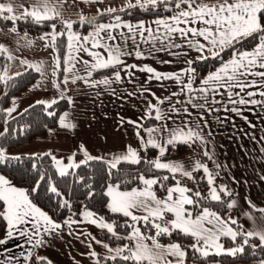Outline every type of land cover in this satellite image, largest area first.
Wrapping results in <instances>:
<instances>
[{"label":"crops","instance_id":"crops-1","mask_svg":"<svg viewBox=\"0 0 264 264\" xmlns=\"http://www.w3.org/2000/svg\"><path fill=\"white\" fill-rule=\"evenodd\" d=\"M0 2H4V0H0ZM134 2L135 0H133ZM14 3L27 7L31 5L32 0H14ZM168 7L171 8V4ZM108 8H116L117 11L125 10L127 9L126 0H66V3L63 4L60 10L61 15L56 18H66L65 21L76 22L73 23L71 32L84 37L92 33L96 25L101 24L95 21V17ZM178 11L179 9L170 13L135 20H121L120 22L122 24L130 22L136 25L138 22L144 21L145 27L150 28L152 34L159 37L163 35L165 29L163 26L156 25L155 21L157 19H168L172 15L177 14ZM16 14L20 15V9H17ZM81 16L94 19V23L90 24L85 31L80 30L82 27L81 23L80 26L77 25ZM169 22L172 23L171 21ZM194 26L199 28L202 25L196 24ZM158 27L160 29L159 32L156 31ZM180 27H185V25L181 24ZM12 29L13 27H0V44L8 49L4 54L13 57L10 63L16 64L15 62H17L18 65H24V61L30 59L33 63L27 61L28 64L43 62L47 72L51 69L53 71L55 68L57 83L60 85L58 87L59 91L69 102L67 109L60 115L57 124L49 128L45 135L38 136L27 143L13 147L17 154L31 153L23 152L24 149L34 151L32 153L50 152L52 157L54 156L61 160L63 165L66 166L69 163L79 164L80 161L86 159L83 151H81V146L93 157L102 158L101 160L107 162H110L114 155L118 156L125 153L128 146L137 150L138 154L140 149L155 148L159 156L157 160L164 163H180L186 170L192 172V175L196 172H202L206 178L207 174L203 169L193 171L195 163L199 161L201 164L207 166L208 171L214 178L215 185H218L219 191L221 186H226L227 192L231 193V195H227L221 192V196H228V203L235 200V206L230 208L231 220H235L237 224H245L247 232L264 229V212L261 211V209H264V107L260 105L229 104L226 93L221 89L215 95L209 90L206 93L208 97L207 105L201 109L192 106L193 104L205 103L200 98L201 93L199 91L189 92L185 87L184 92H181V88L190 81L193 89L198 90L202 87H209L203 84V80L209 74L221 68L222 63L214 70L206 73L198 82H195V72L193 76L181 72L182 69L190 66L188 61L193 62L200 59L201 53L195 47H189L185 40L175 35L174 42L182 44L183 47L161 51L159 49L162 48V45L159 40L145 44L137 36L135 41L129 39L126 43H121V48L125 53H134L137 50L136 45H139V50L143 53V56L137 57L134 54L122 55L120 59L124 64H135L139 67L148 65L161 73L179 72L181 73L183 83L175 79L161 81L153 79L148 81L147 77L149 74L138 69H132L131 75H127L121 70L122 65L94 70L92 74L107 69H115L110 74L90 79L91 76L87 75L85 65L80 61H89L91 63L94 62V57L87 55L83 50L79 51L78 54L73 50L72 55L75 59L70 63L68 42L66 51L63 57H61L56 46V41L55 44L51 41L53 30L45 34L33 35L20 31L17 28L13 32ZM54 31L59 33L62 32V29L55 28ZM120 31L126 33L127 28L118 29L113 33L117 35L118 41ZM100 35L104 36L105 33L101 32ZM147 35L148 33H145V36ZM195 39L201 43H206L202 37H196ZM28 41H31V43H28ZM103 42L101 41V44ZM76 44L77 42L74 40V48ZM256 45L251 49L243 51H251ZM86 46L92 48L91 40ZM92 50L103 54L107 58V50L105 48L97 47L92 48ZM212 51L213 49L209 47L203 55L212 57ZM215 51L220 52L221 50L217 48ZM172 53H176V55ZM58 58L60 63L57 67L56 62ZM228 60L230 58L224 62ZM61 61L63 63L62 80L67 78V83H63L62 86L59 82L58 73ZM165 61L169 62L165 63ZM70 66H73L72 72L66 71L65 69ZM116 71H120V75L123 78L121 81H114L110 85L93 83L105 78L114 80V73ZM256 79L259 80L258 77ZM38 80H41V78L39 77ZM50 80L53 82V78ZM85 81H89V83ZM249 90L255 91V89H246L245 91ZM172 93H178V95L173 96ZM167 97H171V99H166ZM190 97H197V99H193L189 103ZM254 98L264 100V97H260L259 95ZM161 99L165 101L163 104L159 103ZM149 104L156 105L160 109L162 119L155 118V109H152L151 117L146 115L149 111ZM232 107L239 108L240 112L228 110ZM173 109L179 111H174ZM185 109H187V112L184 111ZM209 109H212V111H209ZM149 118H155V121L146 126L145 122ZM129 120L136 121L143 126L139 131V135L136 133V126L128 123ZM186 121L188 122L187 125L185 124ZM65 124L67 126H64ZM197 125H199V131L203 136V140L195 139L194 143L189 142L187 144L197 145L200 151L191 150L177 157L162 158L165 152L161 155L159 148L151 145L145 147L146 141L152 139L154 143L161 144L167 149L170 145L166 141L170 138V133L173 130L185 128L186 126L195 129ZM149 128L159 129L160 131L149 134L146 131ZM141 137H143V140H141ZM205 152L208 153L207 156ZM176 174L183 176L180 173ZM0 176L4 177L10 186L24 190L28 199L41 211H44L30 199L23 187L15 185L4 173H0ZM178 182L181 186L191 189L189 183L180 180ZM175 185L176 183L169 187ZM143 188L144 185L131 189L119 188L118 190L127 192ZM152 191L158 199H165L167 197V191L159 194L155 185L152 187ZM106 192L108 195V191ZM108 198L109 207L111 197L108 195ZM4 204V213H6L7 205L5 202ZM200 210L189 211H191L193 218H195L197 216L196 212H200ZM85 211L93 213V216L85 218L83 215ZM83 213L79 219H66L62 223L55 221L47 213L55 223L60 224L62 227L51 235L44 233L43 229H41L40 235L33 237L32 243H28L25 241V238L14 234V237L9 239L7 244L0 245V261H6L8 257H14L15 259L11 261V264H31L32 257L35 256L46 258L52 264H97L100 255H104L105 257L115 255V252L109 251V249L114 250L124 245L105 241L96 235V232L112 234L107 229L99 226L101 218L106 223H111V221L93 210H84ZM134 214L143 216L146 213L143 209H135ZM4 216L6 228L0 239H6L7 232L9 231L6 215ZM165 216H168L170 220L174 219V214L172 213H168ZM93 219L97 220V223H92ZM140 224H137V227H140L141 232L144 234V242L151 246L153 244L151 237L155 234L149 235L145 233ZM205 226L212 227L209 224ZM228 226L235 231L233 224H229ZM21 227L31 229V224ZM129 235L130 233L127 237ZM223 237L227 236H222L221 239ZM36 239H42L44 242L34 246ZM156 240L161 245L167 246L175 243L177 239L163 242L156 237ZM126 244L132 246L134 241L126 239ZM17 245H22V247H17ZM105 245L108 247H105ZM22 252L24 256H21ZM93 252L96 255H91ZM28 253H31L30 257ZM167 259L173 261V263H176L177 260L174 256H168Z\"/></svg>","mask_w":264,"mask_h":264},{"label":"snow or ice","instance_id":"snow-or-ice-1","mask_svg":"<svg viewBox=\"0 0 264 264\" xmlns=\"http://www.w3.org/2000/svg\"><path fill=\"white\" fill-rule=\"evenodd\" d=\"M66 0H32L31 5L25 7L23 5L15 4L14 0H4L0 2V19L3 20H25L31 19L36 23H41L47 20H53L61 15V8ZM165 5L166 8L170 4L179 9L178 13L172 15L168 19H157L155 24L158 26H163L165 29L162 36L157 37L152 34L150 28L145 27L144 21L138 22L133 25L130 22L121 23V17L119 15L115 16L114 19L116 23H101L96 25L94 31L88 36L80 37L79 35L71 32L73 21H62L67 30L68 39V49L69 51V62L75 57L72 55L73 50L78 54L79 51L83 50L87 55L94 57V62L80 61L85 65V69L88 76H91L92 71L115 67L116 65H122L121 70L127 75H131L132 69H138L139 71L148 73L147 80L151 81L153 79L157 81L161 80H171L175 79L183 83L181 80V73H161L155 68L144 65L139 67L135 64H124L120 59L122 55H135L137 57H142L143 53L139 50V45H136V51L134 53L125 51L121 48V43H126L129 39L135 41L137 36L145 44L149 42H155L159 40L162 45L161 51H169L171 48H181L182 44H177L174 42V36L178 35L179 38L185 40L189 47H195L200 53V59H207L203 53L208 50L209 47L213 49L212 58H218L220 56L219 51L215 49L219 48L221 51L226 47H231L233 49V56L227 62H222V67L216 72L208 75L206 79L203 80V84L209 87H202L201 89H193V85L188 82L184 87L181 88V92H184L185 87L189 92L199 91L201 97L205 103L203 104H193V107H198L203 109L207 105L208 97L206 93L211 90L213 95L219 92L221 89L224 90L228 97V103L232 105H260L264 107V100H257L254 97L259 95L264 97V22L261 21V15L264 14V0H126L127 8H139L144 10H149V8L155 9L159 5ZM183 6V7H182ZM17 9H20V15L16 14ZM170 10V9H169ZM104 12L112 14L117 12L116 8H108L99 14L103 15ZM171 21L172 23H170ZM79 23L93 24L94 19L89 17L81 16ZM183 24L185 27H180ZM200 24L201 27L197 28L194 25ZM53 32L51 33V41L55 44L57 37L65 36V32H55V24L52 26ZM121 28H127V32H119V41L117 40V35L113 34L116 30ZM13 32L16 28L13 27ZM157 32L160 31L159 27L156 29ZM104 32L105 35L101 36L100 33ZM145 33H148L145 36ZM191 34V35H189ZM257 35L258 44L251 51H240L236 49V44L240 43L243 39ZM196 37H202L206 43H201L196 40ZM77 44L74 48L73 41ZM91 40L92 48L103 47L107 50V58L99 52L93 51L92 48L86 45ZM101 41H104L101 44ZM31 43V41H28ZM47 47V45H46ZM8 49L0 44V55L6 53ZM176 55V53H172ZM13 57L8 56L11 60ZM169 61H165L168 63ZM28 64L27 61H24ZM57 67L59 66V58L57 59ZM192 61H188L190 65L188 68L182 69L181 72L188 74L190 76L194 75L195 69L191 67ZM43 62L40 64H30L29 67L33 68L36 72L40 73L42 71ZM74 66V65H73ZM73 66L65 69L68 72H72ZM55 72L56 69L54 68ZM22 75L21 73H16V76ZM7 77V79H5ZM259 78L257 80L256 78ZM12 79L8 77L7 72H4V76L0 77V80H4L7 84L8 80ZM123 78L120 75V71L114 73V80L109 78L102 79L100 81H95L93 83L110 85L114 81H121ZM89 83V81H85ZM61 83H67V78H64ZM57 83L56 87H59ZM238 89V91H236ZM246 89H255L245 91ZM173 96L178 95V93H172ZM247 97V98H246ZM64 99L63 95L60 96ZM166 99H171L167 97ZM197 97H190L189 103ZM164 100H159L160 104H163ZM37 104L47 105L51 107L57 103L56 99L50 101H37ZM149 111L147 116H152V109H155L156 119H162V114L160 109L156 105L149 104ZM14 108H9L7 113L13 112ZM174 111H179L173 109ZM232 112H240L237 107H232L228 109ZM27 111V109L25 110ZM187 112V109L184 110ZM212 111V109H209ZM49 115L53 113L49 112ZM63 123V121H62ZM123 123V121H122ZM128 123H132L136 126V133L139 135L140 129L143 127L136 121L129 120ZM187 121L185 124L187 125ZM64 126H67L66 124ZM146 131L151 134L153 132L160 131L159 129H146ZM3 133H0L2 136ZM195 139L203 140V136L199 131V125L196 128L185 127L177 128L170 133V138L166 141L168 145H173L176 143H189L195 142ZM143 140V137H141ZM151 145L153 147L159 148L160 154L163 155L166 148L161 144L154 143L152 139H149L145 143V147ZM81 151H83L86 159L77 163H69L66 166L63 162L56 157H52L55 161L56 167L59 169V174L61 176L69 175V169L79 168L81 164H87L89 161L95 159H102L99 157H93L90 155L86 149L81 146ZM38 155V154H37ZM47 155H50L48 153ZM207 156L208 153L205 152ZM35 157H29V159H34ZM22 157L17 155H6L5 149L0 148V163L19 161ZM121 163H131L140 164L141 159L137 150L128 146L127 151L121 155H114L112 160L109 162V173L112 170L117 169L118 165ZM150 166L154 169L168 170L175 176L176 173H180L189 179H195L192 172L186 170L184 166L180 163H164L160 160L148 161ZM35 167V165H33ZM203 171L207 174V182L210 185L209 194L204 199H210L216 202H223L221 192L231 195L227 192L226 186H221L220 191L214 186V178L212 174L208 171L206 165L201 164L197 161L194 165L193 171ZM137 177L142 181L143 189H133L131 191L122 192L119 191V184L108 186V195L111 197V203L109 207L114 213H123L124 216L130 217L133 222L128 225L131 228L129 237H124L125 239H132L134 244L132 246L124 245L123 247H118L114 250L109 249V251H114L115 255L110 256L111 260H116L118 257L124 261H133V264H173V261L168 260V256H174L177 258L176 264H184V258L186 257V251L182 250L179 243H172L167 246L161 245L156 237L161 235H172L173 231H180L184 235H188L195 238V242L191 245V248L198 252L200 255L207 257L210 254V250H214L215 254L226 253L231 256L243 255L245 246L249 245V238L257 237L261 242V247H264V229L257 231L240 232L234 231L229 224H235V220L228 218L227 220L221 218L216 212L210 211L207 207H202L200 214L193 218L191 211L188 210L187 206L199 207L200 201L195 199L196 197H201V193L196 191L192 193V189L186 186H181L177 181L176 185L173 187H168L167 197L165 199H158L155 193L152 191L154 185L160 184L159 178H146L142 174H137ZM45 176L41 175L37 181V187H34L33 191H36L40 181H43ZM163 180L169 179L168 176H164ZM203 179V177H202ZM163 187V185H160ZM52 193L60 195L57 188L53 185L50 186ZM189 193H192L189 195ZM89 191L88 195H91ZM174 194L175 198H174ZM0 201H3L7 205L6 213H0V215H6V219L9 225V231L7 232L6 239H0V245L8 243L9 239H12L15 235L25 238L28 243L33 242V237L39 236L41 229L44 233L51 235L62 226L55 223L52 218L44 211H41L36 207L26 195L24 190L12 187L9 182L0 176ZM235 200L227 203L228 208L235 206ZM64 206H68V201L64 200ZM135 209H143L146 213L143 216H137L134 214ZM264 212V209H261ZM168 213L174 214V219L170 221H164V216ZM85 218H90L93 213L85 211L83 213ZM92 223H97V220L93 219ZM143 222L146 227H151L155 229V235L151 237L153 244L149 246L144 242V234L141 232L140 227L137 224ZM31 224V229L26 227H21L23 225ZM209 224L212 227H206ZM99 226L105 228L108 232L116 235L114 225L111 223H106L101 218L99 221ZM222 236L230 237L231 240L235 241L237 236H242L243 241L240 245L230 249H224L219 243V239ZM118 239L121 237H117ZM44 241L42 239H36L34 241L35 245H40ZM99 243V241H97ZM17 247H22V245H17ZM105 247H108L105 245ZM255 249V245H251ZM127 252V255H121ZM29 257L31 253H28ZM91 255H96L94 252ZM24 256V253H21ZM14 257H8L6 261H0V264H11ZM44 259V258H41ZM47 264H52L51 261H47ZM260 264H264V260L260 261Z\"/></svg>","mask_w":264,"mask_h":264},{"label":"trees","instance_id":"trees-1","mask_svg":"<svg viewBox=\"0 0 264 264\" xmlns=\"http://www.w3.org/2000/svg\"><path fill=\"white\" fill-rule=\"evenodd\" d=\"M183 7V6H182ZM170 9V10H169ZM178 10L174 4H171V8L163 4L157 8L149 10L139 8H127L125 10L117 11L112 14L104 13L95 17L97 23L103 22H115L114 17L119 15L121 20H135L145 18L148 16H154L164 13H170ZM66 18H55L53 20L43 21L36 23L33 20H3L0 19V27H15L20 31L41 35L52 31V25L55 24V28H61L66 33L63 25L59 24ZM261 21L264 22V14L261 15ZM60 25V26H59ZM80 26V23L77 22ZM82 31L87 30L90 24L84 23L81 25ZM67 33L63 37H57L56 46L59 54L63 57L67 48ZM258 43L257 35L247 37L236 44V49L243 51L253 48ZM233 56V49L226 47L220 51L218 58L208 57L207 59L194 60L192 67L195 69V82H198L206 73L214 70L222 62ZM7 67V57L3 54L0 55V77L4 76V72ZM115 69H107L91 75L90 79L99 77L102 75L110 74ZM22 75H11L12 79L8 80L5 84L4 80H0V110H6L11 97L17 94L23 93V91L32 87L40 77V73L36 72L33 68L25 69L21 72ZM59 82L61 83L63 78V63L59 68ZM7 79V77H5ZM68 99H60L56 104L48 107L47 105L34 103L27 107V111L23 110L18 115L8 118L6 111H0V148H13L17 145L27 143L38 136L45 135L49 128L54 127L60 115L68 107ZM53 113L49 115L48 113ZM155 121V118H149L145 125H149ZM191 150L200 151L195 144L178 143L170 145L165 151L162 158L177 157ZM50 152H38V153H21L17 156L22 157L19 161H10L0 163V172L4 173L15 185L23 187L30 199L46 211L55 221L62 223L66 219H79L84 210H93L99 215L103 216L107 220L111 221L114 225L116 235L96 232V235L105 241L111 243H117L121 245L126 244L127 235L131 232V225L133 222L130 217H126L120 213H114L108 207V195L107 188L110 185L119 184L120 189H131L135 187L143 186L142 181L137 177V174H142L146 178H159L160 184L155 185L159 194H162L166 189L176 183L177 181H185L190 184L192 193L199 191L201 197L195 199L200 201L199 207H192L193 211L201 209L202 207L210 208L223 217H226L230 212V208L227 207L229 197L223 195V202H216L210 199H204L209 194V184L202 172H196L193 174L195 179L185 178L175 174L173 176L168 170L154 169L150 166L148 161L157 160L159 158L157 150L155 148H146L139 150V157L141 159L140 164L121 163L117 169L112 170L109 173V162L101 159H95L89 161L87 164H81L79 168H73L69 171V175L61 176L58 172L56 164L52 159ZM38 154V155H37ZM35 157L29 159V157ZM35 165V167H33ZM45 176L43 181H40L36 191H33L34 187H37V181L39 176ZM164 176H168L169 179L163 180ZM203 177V179H202ZM163 185L161 187L160 185ZM55 186L60 193L57 195L52 193L50 186ZM91 191V195H88ZM190 193V195L192 194ZM64 200L68 201V206H64ZM5 204L0 201V213H4ZM168 217V216H167ZM143 231L149 235L155 234V229L140 224ZM235 231L247 232L245 224L236 223L233 224ZM6 228V220L4 215H0V237L3 236ZM121 237V238H117ZM160 241H173L174 239H180L183 249L187 255L184 260V264H213L214 261H221L224 264H235L241 261H249L253 259L264 260V247H261V242L257 237L249 238V245L245 246L243 255L231 256L226 253L222 254H209L207 257L200 255L198 252L191 248V245L195 241L194 237L184 235L180 231H173L172 235H161L158 237ZM225 244L236 246L240 245L243 241L242 236H237L235 241L229 237H223ZM255 245V249L250 247ZM124 252L122 255H127ZM42 257H32L31 264H47V259H41ZM97 264H133V261H124L121 258L111 260L104 255L99 256V262ZM147 264V262H145ZM176 264V263H173Z\"/></svg>","mask_w":264,"mask_h":264},{"label":"rangeland","instance_id":"rangeland-1","mask_svg":"<svg viewBox=\"0 0 264 264\" xmlns=\"http://www.w3.org/2000/svg\"><path fill=\"white\" fill-rule=\"evenodd\" d=\"M60 22H59V24L63 25V28H65L64 24L60 23ZM4 55L7 57V67H6L5 71L7 72L8 76L15 75L16 73H19V72L25 70V68H28L29 65H30V64L18 65L17 62H15L16 64H14V63L11 64L10 63L11 60L8 59V56L6 54H4ZM27 61L29 63H33L30 59H27ZM56 75H57L56 72H53L52 69L47 72L46 68H45V65H43L42 66V71L40 72L41 80H37L32 87H30L27 90L23 91V93L14 95L13 97L10 98L9 103H8V105L6 107V110L9 109V108H14L15 110L13 112H11L10 114L7 113L8 118H11V117H13L15 115H18L23 110H25L27 107H29L30 105L36 103L37 101H50L52 99H56L57 101L60 100L61 99L60 98L61 93L59 91V88L56 87V85H57V77H56ZM51 78H53V82L50 80ZM4 149H5L6 155H13V154L19 155V154H17L14 151L13 148H4ZM23 152H31L32 153L34 151L28 150V149H24ZM58 172H59V169H58ZM0 173H2V172H0ZM215 184L216 183L214 181V186L219 191V189L217 187L218 185H215ZM187 208L189 210H192V207H188L187 206ZM209 210L210 211H214V210H212L210 208H209ZM214 212H216V211H214ZM196 213H197V215L200 214L199 211H197ZM216 213L221 218H223L225 220H227L228 218H231L230 212L228 213V215L226 217H223L218 212H216ZM166 220L170 221V218L164 216V221H166ZM176 239L177 240H175L176 241L175 243H179L181 245L182 241L180 239H178V238H176ZM219 243L223 246L224 249H230V248H233V247L237 246V245L236 246L227 245V244H225L224 239H221V238L219 239ZM181 248H182V250H184L182 245H181ZM212 253L215 254L214 250H210V254H212ZM260 261H261V259H253V260H249V261L237 262L235 264H260ZM213 264H224V263L219 261V260H217V261H214Z\"/></svg>","mask_w":264,"mask_h":264}]
</instances>
